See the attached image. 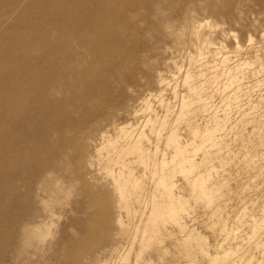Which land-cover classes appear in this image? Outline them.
Masks as SVG:
<instances>
[{
	"label": "rangeland",
	"instance_id": "1",
	"mask_svg": "<svg viewBox=\"0 0 264 264\" xmlns=\"http://www.w3.org/2000/svg\"><path fill=\"white\" fill-rule=\"evenodd\" d=\"M0 264H264V0H0Z\"/></svg>",
	"mask_w": 264,
	"mask_h": 264
},
{
	"label": "bare ground",
	"instance_id": "2",
	"mask_svg": "<svg viewBox=\"0 0 264 264\" xmlns=\"http://www.w3.org/2000/svg\"><path fill=\"white\" fill-rule=\"evenodd\" d=\"M93 36H94V35H93ZM70 64H71V63H70ZM32 72H33V71H32ZM77 75H78V74H77ZM77 75H76V76H77ZM76 76H75V77H76ZM77 77H78V76H77ZM80 77H81V76H80ZM78 78H79V77H78ZM82 78H83V77H82ZM66 79H67V78H66ZM79 79H80V78H79ZM80 80H81V79H80ZM80 80H79V81H80ZM55 82H56V81H55ZM80 83H81V82H80ZM46 85H47V84H46ZM12 86H13V85H12ZM14 86H15V85H14ZM14 86H13V87H14ZM66 86H67V85H66ZM15 87H16V86H15ZM48 87H49V86H48ZM54 87H56V86H54ZM68 87H69V86H68ZM18 88H19V87H18ZM27 88H28V87H27ZM64 88H65V87H64ZM24 89H25V88H24ZM43 89H44V88H43ZM26 90H27V89H26ZM28 90H29V89H28ZM28 90H27V91H28ZM19 91H20V90H19ZM23 91H24V90H23ZM42 91L44 92V90H42ZM13 92H14V91H13ZM16 92H17V91H16ZM24 93H25V92H24ZM14 94H15V93H14ZM19 94H21V96H22V92L19 93ZM63 94H64V93H63ZM45 95H46V94H45ZM25 96H26V95H25ZM45 97H46V96H45ZM43 99L45 100L46 98H43ZM44 102H45V101H44ZM44 102H43V104H44ZM1 103H3V102H1ZM1 106H2V105H1ZM43 106H44V105H43ZM11 108H12V107H11ZM4 122H5V121H4ZM16 143H17V142H16ZM13 148H14V147H13ZM151 162H152V161H151ZM162 163H163V162H162ZM148 164H149V161H148ZM143 165H145V164H143ZM124 167H125V166H124ZM124 167H123V168H124ZM152 167H153V166H152ZM152 167H151V168H152ZM154 167H155V166H154ZM147 170H148V168H147ZM8 173H9V172H8ZM132 174H133V173H132ZM150 174H151V173H150ZM8 175H9V174H8ZM8 175H7V176H8ZM7 176H5V177H7ZM10 177L12 178V176H10ZM152 177H153V176H152ZM10 180H11V179H10ZM7 183H8V182H7ZM140 184H141V183H140ZM1 185L4 187V184H1ZM142 187H143V186H142ZM144 190H145V189H144ZM142 191H143V190H142ZM20 194H21V193H20ZM125 194H126V193H125ZM127 195H128V194H127Z\"/></svg>",
	"mask_w": 264,
	"mask_h": 264
}]
</instances>
